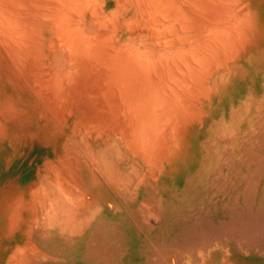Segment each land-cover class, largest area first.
Segmentation results:
<instances>
[{
  "label": "bare ground",
  "instance_id": "bare-ground-1",
  "mask_svg": "<svg viewBox=\"0 0 264 264\" xmlns=\"http://www.w3.org/2000/svg\"><path fill=\"white\" fill-rule=\"evenodd\" d=\"M1 57L56 114L83 97L111 132L70 159L63 141L75 179L53 175L46 264H264V0H0Z\"/></svg>",
  "mask_w": 264,
  "mask_h": 264
},
{
  "label": "rangeland",
  "instance_id": "rangeland-1",
  "mask_svg": "<svg viewBox=\"0 0 264 264\" xmlns=\"http://www.w3.org/2000/svg\"><path fill=\"white\" fill-rule=\"evenodd\" d=\"M2 57L0 60V63L2 62V64H0V68L2 67V69H0V70H2V71L4 70L3 72H6V74L8 76L10 75V77H12V78L8 77L5 73H4V77L2 78L3 72H0V77H1L0 82H3V84L0 83L1 84L0 87H1V89H4V93H6L7 95L5 96L4 93H2V92L1 93L6 98L11 97L10 100L13 99L11 101V104L14 102V105L17 108L13 104H12L13 107H9V105L11 106V104H10V102H8L9 103L8 104L9 109L7 108V110H4V111L8 112L10 115L8 113L6 114V112H4V113L2 112L0 114L1 115L0 120L4 121V123H5V125H3L2 127H4V128L7 127L6 132H4V128H1V132H0V133H2L3 136L6 133L5 137H2V135L0 134V137H1L0 138V194H1V196H0V235L2 234L0 236V264L10 263L11 259H9L8 257L13 252L11 249H14L13 247L19 248L18 246H20V245H21L20 248L22 249V247L26 246V245L22 246V243L25 244L24 243L25 239H26V242H28V243L30 242L29 243L30 245H28V246H30V248H28V246L25 247L26 249L23 248V250H26V251H23V250L21 251L20 248H19L20 250L14 249L15 250L14 252L15 253L17 252V256H16V254H15V256L18 257L20 254V257L15 258V256H13L14 255V252H13V254L11 256H13L12 258L15 261L11 262V264H20L23 261H24L23 264H46L48 262V260L46 258V253L44 252L45 250H44L43 246L40 245V239H41V235H42L41 230L43 228L42 220H49L55 215V210L53 209L55 207V205L53 202H54L55 198L58 199V202L60 200V191H59L60 190L59 189L60 182L63 179L67 180L68 177H69L68 179H70V180L72 177H73L72 179H75V175H74L75 173L72 174V172L75 170L72 171V169H74V166H76V164L74 162L72 165L68 164L69 161H67L66 159H70V156L72 158L73 154H75V153H76L75 155H77V152L79 150L77 148L78 146L75 145V144L78 145V143H76V142H81V143H79V144H81L79 146H80V148L83 147V149H84L87 142H89L92 138L96 137V135H98V134H102L103 136L111 135V132L107 131L109 129L106 128V125H104V123L98 121V122H95L96 123L95 124L92 120H89V117L93 116L92 112H91V110H93V108L91 107V109H88L89 111L87 110V108H84V107L90 108V106H88V104L91 105V103L88 102V104H87V100L86 99L83 100L84 99L83 97H77V99H73V100L68 101L71 104L73 103L72 105H70V103L68 104V102L64 103L63 105L65 107L67 105V107H66V109L64 107V110H62V113H61V110H56V112L58 114L57 117L60 118L61 116H64V114L67 112L66 110H68L69 108L72 109V112H71V110H68V112H71V113H69V115H70L69 117H67V116L61 117V119L59 120V118H57L55 116L56 118L54 117V119L55 120L57 119L59 121V122H56L52 118V115L56 114L53 110L58 109V107H59V109L63 108L62 105L59 103L53 102L51 99H50L51 101L46 99L47 98V97H45L46 95L44 93L39 92V89H36L35 83L33 82L31 77L26 78V80L23 82V83H25V86H23V83L20 80L21 77L18 74L16 75V72H13L14 71L13 69L8 70L10 68L8 66H7L8 68H6V66H4V65H6L5 62H7V61H4L5 59ZM3 63H4V65H3ZM7 71L11 72V74ZM13 73H15V74H13ZM5 75L7 76V79H5V77H6ZM8 81H11V83L13 85L16 84V86L15 85L13 86L11 84L9 85L10 82L8 83ZM29 82L31 83V86H30ZM32 83H34V84H32ZM17 85H19V87L22 86L24 88L21 87V88H19L20 89L19 90ZM11 87H12V89H10ZM28 90H30V91H28ZM17 91H18V93L20 92L19 94H21L22 96L21 95L18 96L19 94H17ZM7 92L10 93V96ZM15 92L17 94V95H15L16 98H15V96H13ZM30 93H31V95H29ZM32 93L34 94L35 98H32V96H33ZM35 94H38V96ZM20 97H22V99ZM41 97L43 98V101H42V99H40ZM8 98H7V100L9 101ZM16 99H17L18 104L15 102ZM18 99H20V102H18L19 101ZM38 99H40L41 101ZM22 100L24 103L21 102ZM37 100H38V104H40V105H37V102H36ZM77 100H79V101L77 102ZM26 101H27V103H26ZM46 101H48V102H46ZM72 101H75V102H72ZM83 101L85 104H83ZM40 102H42L43 105ZM80 102H82L81 104H83L82 105L83 109H82L81 104L79 105ZM21 103H22V106H21ZM54 103H56V104H54ZM74 104H75V106H77V107H75V109L77 108L76 110H78V108H79V110L81 109L82 112L85 110L84 112H86V113H82L80 111H75L78 114L77 113L73 114L74 113V110H73L74 107L72 108L71 106H74ZM23 105L25 107V110H24L25 112L23 111V113H22V111H19V110H22ZM27 105H30V106L27 107ZM44 105H46V106H44ZM47 105H49L50 108ZM52 105H54V106H52ZM68 105H69V108H68ZM84 105H86V106H84ZM55 107H57V108H55ZM10 108L11 109L16 108L14 110H15V113L18 112V114L15 115L14 110L12 109V111H11ZM43 111L45 112V114ZM49 111H50V114L48 113ZM51 112L52 113L54 112L55 114L53 113L51 115ZM87 112H88V114H87ZM20 113L24 114L23 116H26L27 120H25L24 122L22 121V120H24V119H22L23 118L22 114H21L22 118H18L17 116L18 115L20 116ZM79 113H82V114H80V117H77V118H79L80 121L76 117H74V115L79 116ZM89 113H90V116H89ZM4 115H6V117H10L12 115L14 116V117H10V118L12 121L15 120V121H13V123L14 122L17 123V124L12 123L13 125H15V127L12 126V124L10 122V118L7 119L9 121L4 119V117H5ZM41 115H43V116L45 115L44 116L45 118L42 117ZM46 115H51V116H48V118H46L47 117ZM2 116H4V117H2ZM29 116H30V118H29ZM31 116H34L33 119L31 118ZM85 116L88 117V120L86 119ZM49 117H51V118H49ZM76 119L79 121V124L82 123V121L84 120L83 121L84 125L83 124H81V125L77 124ZM1 121H0V124L3 123V122L1 123ZM20 121H22L23 123H20ZM55 122L57 125L55 124ZM87 122H88L89 126H88ZM91 123H92V125H91ZM98 123L100 124L99 128H97ZM93 124H94V127H96L99 130V132L94 131L95 128L93 127ZM16 125H18V127ZM51 125H53V126L51 127ZM58 125L61 128V129L58 128V130L62 131L61 133H60V131L55 130V129H57ZM75 125L79 129L78 128L75 129V127H76ZM82 125H83V127L85 126L84 128H86V129L88 128L87 129L88 132L83 127L81 128ZM20 128L21 129L23 128L24 132L22 130H20L18 133L17 130H19ZM52 128H54V129H52ZM81 129H84V131ZM52 130H54V131H52ZM106 132H108V133H106ZM14 133H16L17 135L19 134V135L14 136ZM81 133H83V135H80ZM59 134L61 136H59ZM71 134H72V136H71ZM90 135H91V137H90ZM19 136H21V137H19ZM69 136L72 138V141L74 143L70 141L71 138ZM11 139H12V141H11ZM77 140H79V141H77ZM63 141H66L67 146L64 147L66 150L69 149L72 152L73 148H74V150L77 148L76 150H78V151L75 152L76 150L75 151L73 150V152L71 153L72 155L68 154V152H69L68 150H67V153H65L66 150L65 149L63 150V146L65 145V143ZM68 141L73 143V146L71 147L72 149H70V147L68 148V146L72 145V144L68 143ZM74 146H76V148ZM62 153L65 155L66 159H63L64 155H62ZM57 155L59 156L58 158L61 157L58 160V162H60V163H58L57 160H55V159H58ZM68 156H69V158H68ZM63 160L68 162V163L64 162ZM43 161H45V162L49 161V165L51 162V165L49 167L54 166V168L51 167L52 169H54V171L52 170L53 174H51L52 173L51 171L49 172L50 168L48 167V164L47 163L43 164ZM61 161H62V163H61ZM73 161H76V160H73ZM57 164H58V166L60 164H62L63 166L60 165V167H63V168H65V167L67 168V166L66 165L64 166V164L71 165L67 168V169H69V170H66L67 172L70 171V169L72 167L73 168L71 169V172H68L69 173L68 174L63 168L60 169V167H58ZM45 165L47 166V168L45 167ZM43 168H44V170H43ZM55 168H59L58 170L56 169L57 173H59V174L61 173V171H65V172H63V174L65 173V175L57 174L55 171ZM44 172L47 174V176L45 174L46 177L43 174ZM41 173L43 175V179H42V176H40ZM54 174L58 175L60 177L65 176V178H62V180L60 181V179H59L60 177L56 176L54 178V176H55ZM79 174H81L84 178L83 172H80L77 175H79ZM69 175H71L72 177ZM36 177L39 179H42L43 183L41 182V180L38 181V179ZM53 179H54V182H53ZM56 179L59 180L60 182L59 183L55 182ZM78 179H79V177H78ZM71 181H73V180H71ZM39 182H41V184ZM38 183L40 185H43V184L44 185L39 186ZM64 183H65V181H64ZM40 187L41 188L43 187L44 189L43 188L41 189ZM29 188H31V189L36 188L35 194L33 193L34 190L30 191L31 189L29 190ZM20 191H22V192H20ZM29 191H30V195H28ZM42 191L43 192L45 191L43 193L44 196L42 194ZM38 193H39V195H37ZM32 194H34V195H32ZM47 194H48V196H47ZM15 195H16V197H15ZM32 196H35V197L32 198ZM37 196L38 197H44V198H41L43 200H40V198L38 199ZM5 199H6V201H5ZM34 199L35 200L38 199V201L40 200V202H42V203L44 201V203L39 204L40 205L39 206L38 205L39 202L38 201L35 202ZM16 202H18L19 208L16 206L17 205ZM32 204H34L35 208L33 207ZM1 206L5 207V208L2 207L5 211V213H3V209H1ZM13 208H15V209H13ZM32 208H34V209L32 210ZM1 210H2V213H1ZM20 217H21V220L23 219L22 221H19ZM11 220H13V222H16V221L18 222L17 224L12 222L13 224H15V226L12 224L13 225L12 228L16 229V230L14 229V231L12 230L11 227H10L11 228L10 230H8V229L6 230V228H9V224H10V226H12L11 223H9V221H11ZM23 221H24V223H23ZM7 223H8V225H7ZM6 226H8V227H6ZM25 230H26V236H24L25 234H23V233H25ZM7 231H9V233H7L8 236L6 234ZM11 231H13L12 234L10 233ZM9 234H10V236H9ZM14 244H15V246H13ZM31 246H32V248H31ZM33 248H36V250H38L40 253L37 251L35 252V249L33 250ZM22 252H27L26 253L27 255L25 253H22ZM21 254L24 255L25 259L22 257L23 255H21ZM6 258H8V259L5 260ZM9 260H10V262H9Z\"/></svg>",
  "mask_w": 264,
  "mask_h": 264
}]
</instances>
